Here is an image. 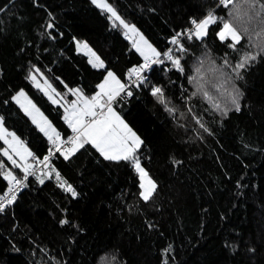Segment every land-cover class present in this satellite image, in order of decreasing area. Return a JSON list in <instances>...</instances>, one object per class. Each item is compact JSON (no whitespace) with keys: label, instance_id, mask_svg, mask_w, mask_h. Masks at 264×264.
Listing matches in <instances>:
<instances>
[{"label":"trees","instance_id":"obj_1","mask_svg":"<svg viewBox=\"0 0 264 264\" xmlns=\"http://www.w3.org/2000/svg\"><path fill=\"white\" fill-rule=\"evenodd\" d=\"M108 2L161 52L177 48L171 36L190 27V18L202 19L213 10L227 18L228 12L217 7L218 0ZM5 5L0 11V116L43 159L51 141L12 95L24 89L62 139L71 129L62 107L34 87L30 71L39 69L70 102L69 89L90 97L107 70L124 81L143 59L126 30L113 27L110 14L92 0H0V7ZM49 23L54 28H47ZM218 27L210 26L203 40L187 41V53L174 52L184 57L183 73L169 61L147 72L150 84L161 87L170 106L178 108L175 116L150 95L149 86L133 85L132 96L113 103L143 141L138 156L158 183L150 201L141 200L138 174L128 162L105 160L91 146L68 160L56 154L50 165L77 196L58 185L54 172L43 184L28 178L0 214V264H101L102 258H112L111 264H264V56L241 73L243 79L234 80L243 93L241 110L221 116L190 83L204 61L205 89L223 104L230 89L207 72L208 61L222 66L227 58L235 64L239 55L218 39ZM77 42L87 43L105 67H93ZM3 165L22 175L10 162ZM2 173L0 168V192L7 186ZM64 218L78 227L61 225Z\"/></svg>","mask_w":264,"mask_h":264},{"label":"snow or ice","instance_id":"obj_2","mask_svg":"<svg viewBox=\"0 0 264 264\" xmlns=\"http://www.w3.org/2000/svg\"><path fill=\"white\" fill-rule=\"evenodd\" d=\"M92 3L110 14L108 18L113 21V27H123L126 30V36L131 34L133 47L144 58V63L130 69L129 77L135 76L136 87L149 86L150 95L155 97L164 106V110L173 116L178 112V108L175 105L170 106L171 101L165 97L164 90L159 86L151 85L142 73L152 65L163 64L165 61L171 62L172 68L183 73L185 71L182 63L184 57L175 55L174 52L187 53L188 48L185 46L187 41L193 39L203 40L208 35L209 27L218 25V31L216 32L218 39L227 48L239 55V60L235 64L227 58L223 60L222 66H217L214 60L208 61L207 72L222 78L230 89L223 104L216 102L210 92L205 89L206 73L202 74L204 61H201L200 67L196 68L197 75L190 78V83H195L197 93L202 92L203 97L212 102L213 110L219 111L221 116L226 117L231 110L236 112L241 110L240 101L243 93L236 87L234 80L243 79L241 73L261 56H264V0H218L217 7L228 10L227 18L217 17L214 10L209 11L202 19L190 18V27L185 31L177 32L171 38V43L176 45L177 48L163 52L153 47L139 33L135 25L126 22L108 0H92ZM6 7L7 5L0 7V11H3ZM47 28H54V24L49 23ZM181 37H184V39L182 40ZM77 47L86 50V54L91 56L89 63L93 67H105L104 61L89 48L87 43L78 42ZM229 68L231 74L226 71ZM36 72H39V69H36ZM30 79L37 88L44 91L53 104L60 102L55 98L60 96V93L47 80L44 81L45 87H41L36 75L30 74ZM212 86H216L215 82ZM98 89L99 91L90 97L84 95L81 89H69L76 99L70 101L65 107L64 119L72 132V135L66 139H62L60 132L52 126V123L41 112L40 108L28 98L22 89L12 97L31 117L32 122L37 125L39 130L51 141L52 149H49L48 154L43 159L36 158L24 145L20 137L5 127L4 117L0 116V141L7 145V148H0V155L6 157L13 168H19L23 173L22 176L18 177L12 170L3 171L2 175L3 179L7 181V189L3 194H0V213L16 201L17 193L26 186L25 182L28 181V177L35 176L37 172L40 175L36 178L41 184L44 183L45 176L51 178L54 172L58 185L75 198L77 196L76 190L72 184L63 179L59 171L51 167L50 160L56 154L68 160L81 149H85L86 146L94 148L105 160L128 162L134 167L139 176L138 187L141 200L147 203L154 196L158 183L142 166L141 159L138 156L143 141L113 108V103L118 97L123 99L133 95L129 85L123 83L114 72L107 70V74L98 85ZM217 91H220V89L217 88ZM193 95H196V93H193ZM191 111L192 109L189 108L188 112L191 113ZM180 115L183 116L184 114L180 113ZM193 119L201 129L210 135L212 134L201 118L193 116ZM14 157H18L19 162ZM29 158L34 163H29ZM175 163L179 164L180 162L175 161ZM0 168H4L3 163H0ZM45 169L48 171L46 172ZM60 223L61 225L78 227L67 218L62 219ZM152 226L149 225V227ZM111 259L102 258L101 264H111Z\"/></svg>","mask_w":264,"mask_h":264},{"label":"rangeland","instance_id":"obj_3","mask_svg":"<svg viewBox=\"0 0 264 264\" xmlns=\"http://www.w3.org/2000/svg\"><path fill=\"white\" fill-rule=\"evenodd\" d=\"M140 33V32H139ZM129 36L131 37V34H129ZM145 38V37H144ZM131 39L133 40V38L131 37ZM146 39V38H145ZM149 42V41H148ZM80 43H85V42H80ZM150 43V42H149ZM77 44H78V42H77ZM78 48V47H77ZM78 50L79 51H81V52H84V53H86V50H83L82 48H78ZM88 55V54H87ZM140 55V54H139ZM89 56V60L91 59V56L90 55H88ZM141 56V55H140ZM141 58L144 60V58L141 56ZM30 74L31 75H36V77H37V80L40 82V84H41V87H45V85H44V81L45 80H47L48 81V83L50 84V82H49V80L47 79V78H45L40 72H36V69H34V70H31L30 71ZM106 76V75H105ZM104 76V77H105ZM104 77H103V79L97 84V91L96 92H98L99 91V89H98V85L104 80ZM29 78H30V75H29ZM31 80V79H30ZM31 82H32V80H31ZM33 83V82H32ZM33 85H34V87H36V85L33 83ZM37 88V87H36ZM39 89V88H38ZM73 89H78V88H73ZM21 89H19L18 91H20ZM26 94H27V96H28V98L29 99H31L32 100V102L34 103V101H33V99L29 96V94L24 90V89H22ZM18 91H16L13 95H12V97L13 96H15L16 94H17V92ZM43 93H44V91H42ZM95 92V93H96ZM95 93L93 94V95H95ZM44 95H45V93H44ZM47 98H48V96L47 95H45ZM57 100H59L60 102L58 103V105H60L61 107H62V109H63V119H64V115H65V107H67V105H68V103L69 102H65L63 99H61L59 96H56L55 97ZM49 99V98H48ZM74 99H76V97L74 96L73 97V99L72 100H74ZM13 100V99H12ZM50 100V99H49ZM71 100V101H72ZM14 101V100H13ZM51 101V100H50ZM15 102V101H14ZM52 102V101H51ZM16 103V102H15ZM17 104V103H16ZM34 104H36V103H34ZM19 107H20V105L19 104H17ZM37 106V105H36ZM38 107V106H37ZM21 108V107H20ZM39 108V107H38ZM114 108V107H113ZM22 109V108H21ZM114 110L117 112V110L114 108ZM22 111L25 113V111L22 109ZM118 113V112H117ZM26 114V113H25ZM119 114V113H118ZM27 115V114H26ZM120 115V114H119ZM28 117H29V119L32 121V119H31V117L29 116V115H27ZM121 116V115H120ZM65 120V119H64ZM126 122V121H125ZM33 123V122H32ZM36 125V124H35ZM130 127V126H129ZM8 129V128H7ZM10 132H14V131H12V130H10V129H8ZM133 130V129H132ZM134 131V130H133ZM135 132V131H134ZM137 134V133H136ZM17 135V134H16ZM138 135V134H137ZM18 136V135H17ZM139 136V135H138ZM19 137V136H18ZM21 139V138H20ZM2 142V144H3V141H1ZM24 143V145L29 149V147L27 146V144L25 143V142H23ZM2 148H7V145H2ZM30 150V149H29ZM31 151V150H30ZM4 157V156H3ZM5 158V160L6 161H8L7 160V158L6 157H4ZM15 159H17V161L19 162V158L18 157H14ZM6 161H4V162H2L3 164H5L6 163ZM8 162H10V161H8ZM28 162L29 163H33L34 161L31 159V158H29V160H28ZM11 163V162H10ZM2 169V172L3 171H5L6 169L5 168H1ZM22 172V171H21ZM23 174V173H22ZM45 177H47V176H45ZM44 177V178H45ZM139 177V176H138Z\"/></svg>","mask_w":264,"mask_h":264},{"label":"built area","instance_id":"obj_4","mask_svg":"<svg viewBox=\"0 0 264 264\" xmlns=\"http://www.w3.org/2000/svg\"><path fill=\"white\" fill-rule=\"evenodd\" d=\"M188 28H189V27H186L185 29L180 30V31H177V32L185 31V30H187ZM177 32H174L173 35H172V37H173ZM125 36H126V35H125ZM128 36H129V35H128ZM172 37H171V38H172ZM182 38H184V37H181V39H182ZM173 45H174V44H173ZM143 63H144V60L142 61V64H143ZM142 64H141V65H142ZM150 68H151V67H150ZM150 68L145 69L144 72L142 73V75H144L146 78H147V72L149 71ZM122 82H123V83H127V84L129 85V89H130L133 85H135V82H136V81H135V76H132L131 78L128 76V77H127L124 81H122ZM122 95H123V94H122ZM127 98H129V97H127ZM70 135H72V132H70L68 136H70ZM68 136H67V137H68ZM67 137H65V138H63V139H66ZM50 149H52V144H51V148H50ZM53 151H54V149H53ZM54 156H55V155H54ZM54 156H53V157H54ZM53 157H52V158H53ZM52 158H51V159H52ZM33 163H34V162H33ZM38 167H39V166H38ZM39 175H40V173L37 172V174H36L35 176H32V177H37V176H39ZM18 177H20V176H18ZM28 178H29V177H28ZM22 189H23V188H21L20 191H21ZM20 191H19V192H20ZM19 192H18V193H19ZM18 193H17V194H18Z\"/></svg>","mask_w":264,"mask_h":264},{"label":"bare ground","instance_id":"obj_5","mask_svg":"<svg viewBox=\"0 0 264 264\" xmlns=\"http://www.w3.org/2000/svg\"><path fill=\"white\" fill-rule=\"evenodd\" d=\"M171 37H172V36H171ZM22 175H23V174H22ZM22 175H20V176H22ZM30 177H32V176H29V178H30ZM6 189H7V186H6V188H5L3 191L0 192V194H3V192L6 191ZM4 211H5V210H4ZM2 213H4V212H2ZM2 213H0V214H2Z\"/></svg>","mask_w":264,"mask_h":264},{"label":"crops","instance_id":"obj_6","mask_svg":"<svg viewBox=\"0 0 264 264\" xmlns=\"http://www.w3.org/2000/svg\"><path fill=\"white\" fill-rule=\"evenodd\" d=\"M138 53H139V52H138ZM106 74H107V72L105 73V75H106ZM105 75H104V76H105ZM36 126H37V125H36ZM45 171L47 172L48 170H47V169H45Z\"/></svg>","mask_w":264,"mask_h":264},{"label":"water","instance_id":"obj_7","mask_svg":"<svg viewBox=\"0 0 264 264\" xmlns=\"http://www.w3.org/2000/svg\"><path fill=\"white\" fill-rule=\"evenodd\" d=\"M127 38H129V37L127 36Z\"/></svg>","mask_w":264,"mask_h":264}]
</instances>
